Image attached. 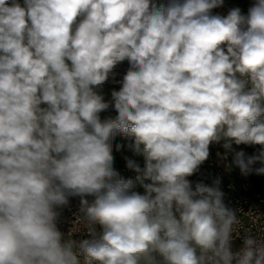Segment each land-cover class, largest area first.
Wrapping results in <instances>:
<instances>
[{
    "label": "clouds",
    "instance_id": "9594fccd",
    "mask_svg": "<svg viewBox=\"0 0 264 264\" xmlns=\"http://www.w3.org/2000/svg\"><path fill=\"white\" fill-rule=\"evenodd\" d=\"M223 4L0 0V264H264V239L234 247L219 179H188L221 142L259 145L232 163L264 174V0ZM116 134L144 157L135 179L113 167ZM70 197L88 238L58 228Z\"/></svg>",
    "mask_w": 264,
    "mask_h": 264
},
{
    "label": "built area",
    "instance_id": "2783aa9c",
    "mask_svg": "<svg viewBox=\"0 0 264 264\" xmlns=\"http://www.w3.org/2000/svg\"><path fill=\"white\" fill-rule=\"evenodd\" d=\"M224 0V4H225ZM23 6L24 0H19ZM157 4L167 3L168 0H155ZM215 8L212 14H225V6ZM116 69L120 70V77L109 79L102 89L101 94L105 100H111V92L118 86L119 81L122 80L123 75L128 69L126 61L119 64ZM117 112L114 108H109L107 111L100 113L101 120L108 118H115ZM132 143L131 140L121 141V135L116 134L112 140L114 169L123 176V172H130V178L135 179L137 173L127 166V161H134L140 168L144 167L145 160L142 155L135 154L128 145ZM222 143H212L209 148V157L203 162L202 167L188 179L193 183L204 182L211 185L213 181L219 179V187L224 193V203L227 207L236 211L239 218V224L235 226L233 234L234 247H239L242 238L245 234H252L258 238L264 239V174H256L255 171L248 175H243L238 167L233 163V155L235 151L243 150L246 156H250L257 152L259 145H235L233 144V151L226 152L222 147ZM117 145H122L117 150ZM256 164L253 168L260 167ZM143 193V189L137 185L134 189ZM89 200L93 197H88ZM80 198L70 197L69 204L61 209H58L60 216L57 222L58 228L61 232L67 235L71 231V235L75 239L88 238L86 230L83 229L82 223H77L76 220L79 215Z\"/></svg>",
    "mask_w": 264,
    "mask_h": 264
},
{
    "label": "rangeland",
    "instance_id": "374dc122",
    "mask_svg": "<svg viewBox=\"0 0 264 264\" xmlns=\"http://www.w3.org/2000/svg\"><path fill=\"white\" fill-rule=\"evenodd\" d=\"M255 0H226L225 1V14L226 16L228 11L232 8H240L243 14H247L248 9L253 5Z\"/></svg>",
    "mask_w": 264,
    "mask_h": 264
},
{
    "label": "bare ground",
    "instance_id": "6f19581e",
    "mask_svg": "<svg viewBox=\"0 0 264 264\" xmlns=\"http://www.w3.org/2000/svg\"><path fill=\"white\" fill-rule=\"evenodd\" d=\"M114 71L116 73L115 77H120V70L115 69ZM128 140H130V139L121 135V141H128ZM202 164L199 167H202ZM120 177H122L124 179H129L130 178V172H123V176H120Z\"/></svg>",
    "mask_w": 264,
    "mask_h": 264
},
{
    "label": "trees",
    "instance_id": "16d2710c",
    "mask_svg": "<svg viewBox=\"0 0 264 264\" xmlns=\"http://www.w3.org/2000/svg\"><path fill=\"white\" fill-rule=\"evenodd\" d=\"M126 63L128 64V62L126 61ZM129 67V64H128ZM121 87V84H119L118 86H116L113 90H119V88Z\"/></svg>",
    "mask_w": 264,
    "mask_h": 264
}]
</instances>
